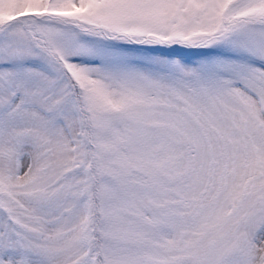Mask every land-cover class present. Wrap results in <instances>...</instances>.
I'll return each instance as SVG.
<instances>
[{
  "label": "snow or ice",
  "instance_id": "1",
  "mask_svg": "<svg viewBox=\"0 0 264 264\" xmlns=\"http://www.w3.org/2000/svg\"><path fill=\"white\" fill-rule=\"evenodd\" d=\"M0 264H264V0H0Z\"/></svg>",
  "mask_w": 264,
  "mask_h": 264
}]
</instances>
